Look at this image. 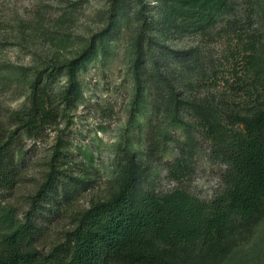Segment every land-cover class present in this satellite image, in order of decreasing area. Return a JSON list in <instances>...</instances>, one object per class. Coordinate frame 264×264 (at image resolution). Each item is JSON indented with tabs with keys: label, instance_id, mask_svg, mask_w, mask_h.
<instances>
[{
	"label": "rangeland",
	"instance_id": "obj_1",
	"mask_svg": "<svg viewBox=\"0 0 264 264\" xmlns=\"http://www.w3.org/2000/svg\"><path fill=\"white\" fill-rule=\"evenodd\" d=\"M263 108L264 0H0V147L21 171L7 201L45 252L129 174L138 206L148 190L212 200L229 136ZM177 257L264 264V203Z\"/></svg>",
	"mask_w": 264,
	"mask_h": 264
},
{
	"label": "trees",
	"instance_id": "obj_2",
	"mask_svg": "<svg viewBox=\"0 0 264 264\" xmlns=\"http://www.w3.org/2000/svg\"><path fill=\"white\" fill-rule=\"evenodd\" d=\"M31 102L36 106V91ZM229 137L225 188L212 200L148 190L138 206L129 174L119 192L78 215L67 242L47 252L37 245L41 231L33 211L21 218L7 201L21 171L16 158L5 159L1 146L0 264H178L177 253L199 241L219 240L232 225L256 215L264 203V108L244 132ZM57 172L52 164L43 187L46 197Z\"/></svg>",
	"mask_w": 264,
	"mask_h": 264
}]
</instances>
